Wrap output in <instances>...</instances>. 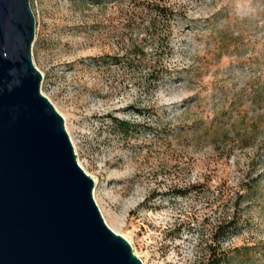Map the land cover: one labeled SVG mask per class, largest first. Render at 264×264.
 <instances>
[{
    "label": "rangeland",
    "instance_id": "rangeland-1",
    "mask_svg": "<svg viewBox=\"0 0 264 264\" xmlns=\"http://www.w3.org/2000/svg\"><path fill=\"white\" fill-rule=\"evenodd\" d=\"M147 1L176 14L158 58L172 75L158 87L113 61L137 34L128 1L30 0L41 91L95 179L106 224L143 264H202L210 249L227 264H264V0ZM113 117L136 126L132 138Z\"/></svg>",
    "mask_w": 264,
    "mask_h": 264
},
{
    "label": "water",
    "instance_id": "water-1",
    "mask_svg": "<svg viewBox=\"0 0 264 264\" xmlns=\"http://www.w3.org/2000/svg\"><path fill=\"white\" fill-rule=\"evenodd\" d=\"M30 0H0V264H143L105 222L95 179L41 91Z\"/></svg>",
    "mask_w": 264,
    "mask_h": 264
},
{
    "label": "trees",
    "instance_id": "trees-1",
    "mask_svg": "<svg viewBox=\"0 0 264 264\" xmlns=\"http://www.w3.org/2000/svg\"><path fill=\"white\" fill-rule=\"evenodd\" d=\"M128 1L130 9L129 16L126 18V26H130L137 32L136 37L131 39L128 47L122 57L113 58L116 65L123 64L130 70L141 66L146 74L147 86L158 87L161 81L171 77V71L164 67L159 61L160 50L163 49L168 40L172 24L176 20V14L169 8L161 6L155 2L147 0H123ZM101 0H90V4H99ZM111 125L117 129L123 137L132 138L134 135L135 125L129 121L112 118ZM255 129L254 123L249 126L243 133V140L251 142L254 139L253 131ZM251 143L246 146L250 147ZM257 181V180H256ZM257 184L253 183L244 188V192L250 194L255 192ZM247 195L242 193L237 200H243ZM240 209V201L235 207V211L231 219L221 227L222 234L230 236L234 232L237 235L240 228V216L238 215ZM231 260L229 254L216 249H210L209 256L202 264H227Z\"/></svg>",
    "mask_w": 264,
    "mask_h": 264
}]
</instances>
